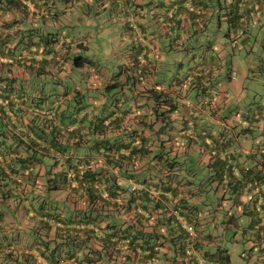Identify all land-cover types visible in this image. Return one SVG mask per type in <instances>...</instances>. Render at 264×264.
Wrapping results in <instances>:
<instances>
[{"label": "trees", "instance_id": "trees-1", "mask_svg": "<svg viewBox=\"0 0 264 264\" xmlns=\"http://www.w3.org/2000/svg\"><path fill=\"white\" fill-rule=\"evenodd\" d=\"M71 1L73 2V0L65 2ZM15 8L22 10V18L34 19L42 11H47V4H42L40 0H0V17L9 14ZM235 13L237 15L229 17L226 35L233 51H238L246 46V38L241 39V36L242 32L248 30L238 15L239 12ZM11 26H13L11 22H4L0 28V121L5 119L3 128L10 126L21 136L18 138L13 136L12 143L5 147L10 151L0 149V222L4 221L6 212L10 211L9 206L5 204L10 200L15 203L18 210H22V219L26 221L27 226L29 223L31 225L25 226L20 241L17 239L18 233L6 235L0 230V264H56L67 258L72 259L75 256V249L81 245L80 240H76L80 232L86 234V238L92 237L93 240H97L100 249L92 252L98 258L111 259L112 264H122V260H127L129 264H139L146 259H153L158 251L157 247L164 243H168V247L174 249L175 258L176 256L183 258L189 264L197 259V252L201 259L210 260L212 264H229L230 257L226 247L218 246L209 252L202 243L196 240L194 244L189 240L193 237L188 234L184 224L191 226L195 232L194 222L197 221V225L204 226L207 222L204 218L207 217H200L197 213V218L193 219L190 215L192 213L184 210L188 207L185 198L181 203L178 202V211L175 215L165 209L160 217L155 214L156 204L162 201L160 196H179L180 187L195 184L193 180L197 181L196 173L198 174L197 170L201 169L207 176L203 180L205 185L201 183L199 187V193L202 186L210 187L214 193L219 191L220 198L229 193L231 209L238 203V196L243 195L241 189L244 185L256 178L252 177L250 170L229 158H222L219 155L221 142L211 149L212 160L206 166L200 165L199 168L188 167L189 154L175 157L169 156L168 152L160 151L154 156L162 166L160 169L169 170L178 165L176 171H182L183 177L178 178L176 184L171 183L170 175L168 180L161 179L159 183L146 182L145 178L139 179L141 172L138 168V159L144 148L141 145L142 139L134 130L126 136V127L123 126L126 123L123 117L126 105H129L131 97H134L133 94L126 93V82L137 81L138 73L135 75L126 73V77L119 79L122 67L119 75L115 72V65L106 67L109 74L96 69L94 79L99 77L107 83L104 90L110 92L115 89L119 94L113 92V100L108 102L109 104L107 102L102 104L101 110L106 106L109 109L108 113L91 114L92 103L82 98L80 92L74 89V83H71L72 76L77 81L84 82L90 74L75 73L74 67H84L85 63L95 64L93 59L77 54L86 49V46L82 48L81 41L71 38L67 41L69 51L71 45L78 47L65 52L63 56L55 47L59 38L49 37V34H56L52 30H46L45 33L36 27H33L34 31L27 28L11 33L2 30L11 29ZM123 41L121 38V42ZM126 46L132 52V44ZM29 53L31 56L36 53L51 57L37 59L29 56ZM137 57L136 55L135 59L131 60L132 68L138 65ZM68 61L74 71L70 70L65 74L43 72V66L49 62L59 63L60 68ZM14 67H24L30 73L34 69L32 84L26 87L20 81L14 85L16 78L9 74L10 69ZM231 73L232 71L228 69L227 76L231 77ZM47 80L52 83L50 91L44 86ZM128 91L130 92V88ZM151 91L154 101L161 97L162 92L155 89ZM70 139L75 141L70 143ZM14 143H17L16 149L13 148ZM100 160L104 161V164L96 166ZM190 174H194L193 180L187 178ZM121 179L136 180L143 183L144 188L130 191L126 186L118 184ZM60 195L72 196L75 203L79 201L77 198H81L82 224L77 230L66 227L60 231L55 228L52 242L45 238L42 232L52 228L50 225L44 228L45 219L50 218V210L53 211L52 219L59 218L56 211L65 205L63 200L57 199L56 196ZM163 203L168 202L163 200ZM66 208L69 209L70 206L67 205ZM129 211L131 213L125 218ZM233 214L230 221L233 220ZM152 218L158 223H165L169 232L173 229V233L161 237L156 234L159 241L149 235L146 237L140 226ZM30 228L39 230L37 237L31 233ZM261 228L263 226L259 225L253 231L250 229L252 242L264 243V230L261 232ZM73 230L77 234H74ZM195 233L197 236V232ZM199 237L203 238L200 233ZM205 237L210 240L209 242L214 241L211 235ZM185 240L195 245L193 252L195 257L186 250ZM177 243L180 245L176 247ZM13 244L15 246L10 248Z\"/></svg>", "mask_w": 264, "mask_h": 264}, {"label": "crops", "instance_id": "crops-1", "mask_svg": "<svg viewBox=\"0 0 264 264\" xmlns=\"http://www.w3.org/2000/svg\"><path fill=\"white\" fill-rule=\"evenodd\" d=\"M65 1L40 0L42 4H47V11H42L34 19L22 18V10L12 9L9 14L0 17V28L2 23L11 22L13 25L10 27L11 29L2 30L10 33L24 28L34 31L33 27L41 28L40 32L42 33L47 32L46 30H52L56 34H49V37L59 38L55 47L64 56L65 52H70L78 47L71 45L72 48L69 51L67 41L71 38L78 42L81 41L80 46L82 48L86 46L87 49L88 36L98 31L96 23L82 9L90 10L91 7L99 6L108 10L120 23L119 38H122L123 42H127L128 45L132 44V52L130 51L129 57H126L127 65L130 66L131 60L133 61L135 56H138V65H134L133 72H131L138 73V79L135 82H126V93L133 94L134 97H131L130 104L126 105V111L123 113L126 123L123 126L126 127V136L134 130L142 139V143H140L144 148L141 150L142 155L138 159V168L141 172L139 179L145 178L146 182L159 183L161 179L164 181L171 177L169 179L171 183L176 184L178 178L183 177L182 171H176L178 165L170 168V171L160 169L162 166L154 156H157L160 151L168 152L169 156L175 157L180 156L179 154H189V157H187L188 167L199 168L200 165L206 166L212 160L211 149L215 147V144L222 142L219 155L222 158H229L231 161L240 163L245 169L250 170L249 173L252 174V177H256L254 180H249V183L241 189L243 195L238 196V203H235L233 208L222 214L226 217L222 220V224L227 221L228 225L234 224L237 226L236 217L244 214L249 218V223L246 226H241V229L245 230L248 227L253 231L256 227L262 225L263 228L260 229L262 232L264 230V94H260L252 101L245 99L246 109L237 106L235 110L222 117L218 111V105L228 99L227 95L230 90L234 92L233 97L236 96L238 101L240 98L238 96L239 92L246 87L245 80L242 77L239 79L232 64V59L235 56L234 52L228 54L227 51L225 52L220 48L216 51V55L211 52L215 51L216 41L220 43L222 48L227 46L228 35H226V32L227 25L230 23L229 17L236 14L235 11L239 12L238 15H240L241 20L249 28H246L248 32H242L241 39L246 38L248 52L259 53L253 57V64L255 63L257 68L259 67L264 71V33L257 30L259 31V34H257L256 31L250 28L253 21L258 25H264V0ZM68 10H75L76 14L67 16ZM229 11H232V13H229ZM229 34L231 35V30ZM171 46L176 49L182 48L179 56L174 59L164 54V52L169 54L168 48ZM29 56H31V53H29ZM31 57L50 59L51 55L33 53ZM59 65V63L51 64L49 62L43 66V72L50 73L53 71L65 74L67 71L73 70L70 61L65 63L63 67L59 68ZM94 66L95 64H93ZM228 69L232 71L231 77L227 76ZM33 70L30 73L24 67H14L10 69L9 74L16 78L14 85L21 81L27 87L33 82ZM82 70L73 71L75 73L80 72V75L82 73L90 74L84 82H79L72 76L71 83H74V89L80 92L82 98L92 103L91 114L108 113L109 109L106 106L104 110H101L102 104L108 98L107 95L106 99L105 95L101 93L95 95L97 91L104 89L107 83L99 77L94 79L95 68L82 67ZM44 86L46 90L50 91L51 81L47 80ZM84 88L88 89L87 93L83 91ZM129 88L130 92L128 91ZM186 88L187 93H184ZM152 89L162 92L161 97L155 101ZM113 92L119 94V91L117 92L115 89L110 92L106 91L109 96L111 95V101L113 100ZM69 97L71 96L69 95ZM12 118L14 119V117ZM179 118H181V123L177 121ZM4 120L1 119L0 121V149L10 151L5 147L12 143L13 136L18 138L21 135L19 136L17 130L11 129L10 126L3 128ZM176 138L181 140L178 141L179 139ZM73 141L75 140L70 139L69 142ZM137 142L139 143V140ZM16 144H13L15 149ZM80 144L82 145L81 141ZM103 164L104 161L100 160L96 166H102ZM155 169H159V171ZM187 178L193 180L195 177L194 174H190ZM180 190L179 196H160L162 201L156 204L155 214L162 217V212L165 209L168 213L177 214L178 202L181 203L182 199L185 198V204L188 207L184 210L189 214L192 213L190 215L193 219L197 218V213L200 214V217L212 215L209 208L207 211L198 212L199 209L197 208L200 205L198 196L201 194L199 193V187L185 186L180 187ZM201 190H205L203 186ZM56 197L63 200L65 205L70 206V208L67 209L65 205H62L56 211L59 213L57 220L52 219L53 211L50 210V218L45 219L44 228L49 225L52 228L48 231L43 230L42 233L45 238L47 237L52 242L55 228L60 231L66 227L77 230L82 224L80 220L82 215L80 208L83 206L81 198H77L79 201L75 203L72 196L62 195ZM153 197L157 198V196ZM228 197H230L229 193L224 194V197L221 198V206L224 205L223 203L229 205L230 200H228ZM187 199H191L193 205H189ZM163 200H167L168 203H163ZM5 204L9 206L10 211L6 212L4 221L0 222V230H3L6 235L18 233L17 239L20 241L23 235L22 232L27 226L26 221L22 219V210H18L15 203L10 200L6 201ZM205 204H208L209 207V202L206 201ZM130 213L131 211L126 213V218ZM232 213H234L233 220L230 221ZM212 222L214 226H218L215 219ZM30 225L31 223L28 224V226ZM194 225L197 236L194 232L193 238L189 240H192L195 244L198 233L202 234L201 229L205 225L199 226L197 221L194 222ZM140 229L145 236L155 237L157 241L159 239H157L156 234L161 237L173 233V229L169 232L168 226L162 222L158 223L155 218L140 226ZM74 230L73 233L77 234ZM205 238L204 236L202 239L203 243L212 245V242ZM76 240H80L81 245L75 249L74 258H67L56 264L113 263L111 259L98 258L92 252V250L97 251L100 249L97 240H93L92 237L86 238V234L82 232L79 233ZM185 241V244H187L186 250L195 257L193 255L195 245H191L187 240ZM178 245L180 243H177L176 247ZM253 245L260 254H264V243L253 242ZM14 246L13 244L10 248ZM157 250L153 259H146L145 262L139 264H189L183 258L177 256L175 258V255H173L174 249L169 248L168 243L159 245ZM212 251L209 250V252ZM87 252L89 253L85 255ZM83 255L85 258H83ZM200 256L197 252V259L192 260L190 264H212L210 260L201 259ZM117 259L119 260V257ZM122 262V264H129L127 260H122Z\"/></svg>", "mask_w": 264, "mask_h": 264}, {"label": "rangeland", "instance_id": "rangeland-1", "mask_svg": "<svg viewBox=\"0 0 264 264\" xmlns=\"http://www.w3.org/2000/svg\"><path fill=\"white\" fill-rule=\"evenodd\" d=\"M82 10L83 12L88 13V16L96 23V28L98 29L96 33L93 32L90 36H88V48L83 49L77 53L79 55H82L83 57H89L95 62L94 67L93 65L88 63H85L84 67L95 68L102 73L109 74V71L106 70V67L108 65H115V72L118 73V75L119 70L122 67L121 74L118 76L119 79H122V77H126V73H129L128 75H135V73H131L133 72V68L128 66V62H126V57H129L130 51L129 49H127L128 47H126L127 42H121V39L118 36L120 23L118 22L117 18L109 13L108 10L103 9L99 6L91 7L90 10H87L85 8ZM75 14V10L67 11V16H74ZM250 28L251 30L256 31L257 34H259V31L257 30H261L264 33V25H258L255 21L252 22ZM227 44L228 45L225 48H222L220 43L216 41L214 46L215 51H212L211 53H214L216 55V51L219 48L223 49L225 52L227 51L228 54H232L234 52L235 56L232 59V64L236 69L239 79L242 77L245 80L246 87H244L243 90L239 92L238 96L240 98L238 99V101L236 100V96L233 97L234 92L232 90L229 91V94L227 95L228 99L218 105V111L222 115V117H225L226 114H228L230 111L235 110L237 106H242L246 109V105L244 104L245 99L252 101L260 94H264V71L262 69H259V67L257 68L255 63L253 64V57H255V55L259 53L248 52L247 49L249 48L247 46L241 47L239 51H233L234 49H232L228 41ZM179 46L181 47L182 45L180 44ZM181 49L182 48L176 49L171 46L168 48V51H170L169 54L167 52H164V54L168 55L171 59H174L179 56V52ZM122 63L123 65H121ZM74 68L77 69L76 71H83L82 67ZM83 91L87 93L88 89L84 88ZM100 93L105 95V99L107 95V103L111 102V95L109 96L106 93V90L102 89L100 91H97L95 95H98ZM184 93H187V88L184 90ZM113 95L114 94H112V96ZM237 114L235 115V117L237 116ZM177 121L181 123V118H179ZM176 139H179L178 141L181 140L180 138ZM197 171V181L193 180L195 184H192V188L200 187L201 183L202 185H205L203 183V180L207 176V174L201 169H198ZM204 189V191L201 190V194L200 196H198V199L200 201L198 212L204 210L207 211L209 208L212 215L204 218V220L207 219V222L204 228L201 229L203 231L201 236L204 237L206 235L208 237L209 235H211L214 241L212 242V245L203 243V238L201 237H199L197 241L199 243H202V246L208 250H215L218 246L226 247L228 249L230 257L229 264H264V254H260L259 251L254 248L253 242L250 240V228L247 227L245 228V230L241 229V226H246L249 223V218L246 215L241 214L236 217V222L238 224L237 226H235L234 224L228 225L227 221L222 224V220L226 219V217H224L222 214L225 211L230 210L231 205L223 203L224 205L221 206V193L219 191L214 193V191H212L210 187L206 186H204ZM187 200L189 202V205H193L191 199ZM205 200L209 202V207L208 204H205ZM214 219L216 222H218L217 227H214V224L212 222ZM30 230L31 233L34 236L36 235L37 237V232H39V230L36 228H30ZM36 237L34 238V240L37 239Z\"/></svg>", "mask_w": 264, "mask_h": 264}, {"label": "built area", "instance_id": "built-area-1", "mask_svg": "<svg viewBox=\"0 0 264 264\" xmlns=\"http://www.w3.org/2000/svg\"><path fill=\"white\" fill-rule=\"evenodd\" d=\"M118 184L126 186L130 191H135V190H139V189L144 188L143 183L138 182V181L133 180V179H121L118 181ZM184 227L188 231V234L193 237L194 236L193 228L187 224L186 225L184 224Z\"/></svg>", "mask_w": 264, "mask_h": 264}]
</instances>
